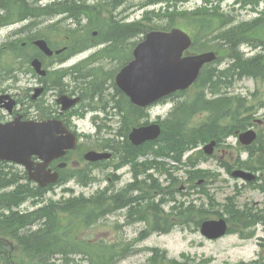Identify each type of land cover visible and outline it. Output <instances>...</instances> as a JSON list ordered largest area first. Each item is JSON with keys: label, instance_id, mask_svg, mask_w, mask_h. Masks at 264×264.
<instances>
[{"label": "trees", "instance_id": "1", "mask_svg": "<svg viewBox=\"0 0 264 264\" xmlns=\"http://www.w3.org/2000/svg\"><path fill=\"white\" fill-rule=\"evenodd\" d=\"M179 1L182 0H142L140 6L164 2L165 12L175 16L176 13L169 12L168 8L172 5L175 6ZM124 2L126 0H57L52 5L38 8L31 7V3L29 4L26 0H13L12 4L6 5L5 8L7 17L11 21L27 17L41 19L57 13L66 16L65 18L71 17L77 25L78 49L81 45L88 43V41L82 42V36L87 35L86 38L90 39L92 38L90 32L92 29H96L100 36L99 41L107 38V45L103 51L108 49L109 53H117L124 51V40L143 34L148 31V28L150 29L145 21L149 20L147 13H154L153 11L145 12L138 21L123 22L120 18V10ZM216 9L217 7H214V10ZM214 10H209L210 12L206 13L208 23L214 25L208 31L211 36L203 40V43L196 40L193 46L198 49H216L220 55L231 58V62L224 69H218L216 65L205 67L196 82L197 90L189 101H183L176 105L161 121L162 131L156 142L158 155H161L162 150H166L168 151V153L164 151L166 154L172 153L173 158L179 159L181 153L188 148L208 139L219 138L227 133L226 127L221 128L214 125L188 129L187 121L192 115L202 110L215 115L214 120L218 116L232 114L236 108L240 109L243 106L241 101L243 98L229 95L218 96L217 92L242 77L262 76V80H264V73L259 72L261 67H257L258 60L244 58L240 54L242 52L238 46L240 43L250 41L252 39L250 36L253 34L256 36L258 29L264 27V20L258 19L253 23L240 22L232 25L230 16L217 13ZM185 13L179 12L180 15H185ZM62 20L59 21L60 24ZM82 20H85L84 23ZM57 24L59 23L55 22L48 27H53L56 30ZM215 28L217 29L215 30ZM62 33L69 34L68 31H62ZM37 34V32H32L31 35L36 36ZM82 84H85L83 88L90 92H100L104 88L103 81L96 82L92 78L90 81H83ZM204 89L211 94L209 98H207ZM141 148L125 143L124 149L120 152V156L124 153L122 162H131L135 174L143 171L145 167V164L142 162L138 164L135 160L137 154L144 152L141 151ZM149 148L153 149V145ZM82 175L86 182V176ZM22 178L23 174L18 169H14L13 165L0 163V237L14 239L20 247V253L10 260L7 245L0 241V264H116L118 260L131 252L133 244L130 243L133 241L129 245L122 242L105 243L102 240L92 242L83 238L84 233L81 229L89 227L92 222L103 217L105 213L125 206H128L129 217L134 219L137 216L143 222L150 221L153 230L162 232H166L170 228L173 220L193 223L197 228L201 220L209 214L221 215L218 209H214L215 206H221L223 212L228 215V219L231 222H238L243 228H247L254 221L253 216L242 214L240 210L235 209L230 197H227L224 203H215L209 197V207L207 208L203 204L196 205L192 201H178L175 193L173 195L172 192H167L168 187H161L158 180L149 177V175L146 183L139 182L144 196L127 193L129 190L111 192L108 196L105 190H98L89 197L79 196L56 201L50 200L33 210L22 211L19 207L24 202L30 201L31 204H37L43 200L46 192L45 189L39 188L28 180L21 181ZM195 179L196 177L192 180ZM135 186L134 182L129 185L131 188ZM153 190L159 194V202L156 204L150 197ZM166 197L169 198L168 201L173 202L170 213H165L161 207V202L167 200ZM142 234L139 233L137 241L144 238ZM148 250L149 256L142 264L205 263L203 261L195 263L185 254H182L183 260L179 261L168 258L166 252L158 248H149Z\"/></svg>", "mask_w": 264, "mask_h": 264}, {"label": "rangeland", "instance_id": "2", "mask_svg": "<svg viewBox=\"0 0 264 264\" xmlns=\"http://www.w3.org/2000/svg\"><path fill=\"white\" fill-rule=\"evenodd\" d=\"M40 1L47 2L49 0ZM141 1L142 0H128V2L123 6L127 8V21H133L141 18L143 14V10L139 6V3ZM205 1L206 0H190L185 5L179 6L177 10H185L186 12H189L185 15H180L179 13H176L175 16L170 19L168 17L162 18L158 15L152 14L150 15L151 18L146 22L150 26L165 25V27L168 28L173 26L179 27L187 31V33L193 36V38L196 37V40H198L199 43H203V40L207 38L206 33L213 28L212 26H214L213 24L208 23V16L205 12L203 13L201 11H198V9L204 5ZM213 1V3H218L220 1V11H222L223 13H227V11H232L233 7H235L236 9H240L239 6L235 4L236 0ZM207 4L209 7V2ZM261 8H263V4H260L259 10H261ZM195 9L197 15H194ZM200 14H202L203 16H199ZM233 15L235 21L238 22L242 20H249L255 17L256 14L250 12L248 8L243 10H237L236 12H234ZM53 22L59 23L57 24L56 28L58 30V34L50 33L47 37L50 39L51 43L59 44L60 39L62 38V36L59 35V26H62V24L64 26H69L71 23L68 20L61 24L60 22H58V17L39 20L38 26L33 31L39 32L43 30L46 25ZM25 23L28 24L30 22ZM17 27L18 26H13L12 30ZM6 32L9 33L10 28H7V30L3 31L1 36L2 38H5ZM94 33L96 34L94 35ZM257 33L258 34L256 36L255 34H253V36L250 37L252 38V40L264 44V27L259 28ZM90 35L92 37L90 39L86 38L87 35H83L81 38V40H83L82 42L91 40L92 42L96 43L99 41L100 36L98 35V31L96 29H92ZM76 39L78 40V36L76 37ZM76 39L74 40L76 41ZM138 39H141V35H137L132 38H127L126 40H124V44L125 46H128L130 43L136 42ZM97 48L98 46L85 53H90L91 51ZM203 49L205 48L198 49L194 47L193 52H198ZM242 50H244L246 53L251 52L247 47H242ZM72 61L73 60H71L70 62ZM224 66L225 64L223 62L219 63L218 65V67ZM116 67L117 63H114L113 61L106 62L105 57H101L98 64H95V66L93 67L92 73H94V75L101 74L106 69L114 70ZM193 91L194 89L190 90L189 92L187 91L186 93L180 96H174L175 98L173 100L177 101L179 99L182 101L187 97L186 99L187 101H189ZM226 91H228V94H233L240 97L247 95L246 102H248V105L253 106L252 112H254L256 118H262V116L264 115V105H262L264 103V80L256 79L253 77H242L238 80H235L232 85L228 87H223L221 89V92ZM173 100L168 99L164 102H160L159 104L150 107L148 109V119L155 120L158 115L164 117L169 111L174 108L175 103L173 102ZM205 115L206 114L203 113L200 115V112H198V115H195V121H198L200 118L205 117ZM113 120L115 121V119ZM74 121L79 130H83L86 133H93L95 130L91 121V113H88L83 118H76V120ZM116 124L117 123L113 122L112 126L115 127ZM235 142L236 140L233 137H230L227 141V143L231 145H236ZM236 151H238V148H235L234 152H231L229 148H226V153L224 155L221 152H216V155L220 159L228 160L230 157L229 154L233 153V155H236ZM242 156L244 157V154ZM166 162L169 164H174L171 160H166ZM215 164L216 163L213 159H209L208 161L202 163L204 167L208 168L215 167ZM122 171L124 175L121 181V185L128 181V178L130 177V174H126L128 168L124 167ZM93 174H95L96 180H94L88 187H81L80 185L76 184V181L73 180L68 184L55 185L53 189L49 190L46 193V201H48L49 199L62 198L63 195L66 197L68 195H78L80 192H83L86 196H89L93 192H95L96 189L105 187L106 180L104 179L100 168L94 169ZM174 175L179 179L180 189H182L181 193H178L176 195L177 199L188 198L195 200L196 204L206 203V197L202 193H196L190 190V193L187 194L183 186L184 183L183 181H181L184 179V172L180 167L174 169ZM161 178L163 179L164 176H161ZM65 186L74 189V192L71 194H64L62 192V188ZM207 189L217 202H222L227 195H232L234 193V181L230 177H228V175L222 170L220 182H217V184L215 185L210 184L209 186H207ZM195 190H197V188H195ZM260 200L261 196L259 195V193L253 191V189H247V191L242 196L238 197L237 202L239 205H242L244 203L253 204L259 202ZM26 208H32L29 202H26L21 206V209ZM167 208L168 204L165 205L164 209L167 210ZM217 208L218 207H215V209ZM118 215H110L106 218L99 219L98 222L93 225L94 227L91 228L87 233V238L89 240L101 238L105 241V243H111L113 241L121 240L125 241L127 245H129L130 241L133 238L135 240V237L138 236L139 233H143L144 238L134 243L131 252L124 258L118 260L116 264H142L145 262L146 258L149 255V248H158L160 250H163L170 258L182 259V254H185L192 258V261L195 263H200L203 261L208 264H229L237 263L240 261L246 262L250 261L251 259H255L258 254H264V247L259 245L260 241L264 242L263 226H257L253 237L250 239H241L237 234L233 233L228 234L227 236H224L217 240H208L202 237L199 232L195 230L193 224H182L181 221H179L180 223L177 222V224H175L169 232L149 233L148 230L143 231V229L147 227L146 223L136 222L130 225L125 224V218L121 215L119 216V220L117 222ZM208 217L215 218L216 216L210 214L208 215ZM260 238H263V240H260Z\"/></svg>", "mask_w": 264, "mask_h": 264}, {"label": "flooded vegetation", "instance_id": "3", "mask_svg": "<svg viewBox=\"0 0 264 264\" xmlns=\"http://www.w3.org/2000/svg\"><path fill=\"white\" fill-rule=\"evenodd\" d=\"M0 33V121L5 122L11 120L15 115H20L23 120H44V119H57L61 120L65 125L76 133L77 138L82 141V138H86L85 141L89 149H95L98 151H108L110 157L107 160L99 161L96 163H86L85 165L91 168H98L97 165L103 164L104 177L111 182L112 179H116L123 175L121 169L124 166L117 165L120 162L118 154L124 149L125 143L130 144L127 140L128 134L132 128L131 125L124 123L125 108H121V123L117 127H111V115L106 114L103 119V124L107 128L103 135H98L96 132L90 137H86L81 133V130L77 129L73 123L75 119V112L77 107L74 105L70 108L63 109L58 100L67 95L68 97L79 96L78 86L76 84H69L66 80V84L62 82L61 75H56L57 70L65 68L69 58L73 53H37L36 55H31V53H11L7 48L12 45V39L8 36L5 38L1 37ZM22 46L25 45L23 41ZM38 58L40 61L41 69H46V74H39L37 70L33 67L34 58ZM36 88H41V91L36 94ZM10 107V108H9ZM98 107L105 110L100 103ZM245 119L248 120L242 124V128H235L234 134L236 135L239 131H244L252 128L256 131L258 139L256 142H252L246 147L241 148L238 146V151L236 155L229 154L228 160L218 159V163L223 167L224 171H229L234 169L247 170L254 175L250 181H243L240 179H234V194L235 197L242 196L247 189H253L261 196L259 202L253 204H244L242 209H246L247 214H253L258 217H262L263 220L256 222L257 226L264 227V119H255L253 121V115H243ZM140 118V108H134V119ZM79 130V131H78ZM261 131V132H260ZM262 133V134H261ZM101 140H99V138ZM261 139V144L260 143ZM238 145L240 144L237 140ZM217 152H221L223 155L226 153L225 147L216 146ZM235 148V147H234ZM234 152V151H233ZM242 153H245V157H242ZM124 153H122L123 159ZM215 155L213 152L212 157ZM62 161L71 162L76 167L81 166V162L77 161L74 153H67ZM217 161V160H216ZM60 160L51 162L50 167L52 170L57 169ZM83 164V165H84ZM207 167H204L206 169ZM220 171V170H219ZM130 174L132 172L130 170ZM207 172L204 171V175L201 178L202 182L207 180ZM220 175V172L215 174L216 177ZM133 176V175H132ZM116 182H112V186L116 188ZM251 211V212H250ZM253 226V225H252Z\"/></svg>", "mask_w": 264, "mask_h": 264}, {"label": "water", "instance_id": "4", "mask_svg": "<svg viewBox=\"0 0 264 264\" xmlns=\"http://www.w3.org/2000/svg\"><path fill=\"white\" fill-rule=\"evenodd\" d=\"M36 44L47 51L45 42ZM190 38L181 30L173 28L169 32L151 31L137 44L133 53L134 60L117 75L120 88L129 95L132 102L147 105L154 100L177 89L187 88L197 77L200 68L215 58L213 52L182 57L183 51L190 46ZM65 134H61V133ZM160 128L157 124L142 126L133 130L130 139L134 144L157 137ZM245 142L253 135L243 134ZM75 138L67 133L60 122H14L0 126V160L12 161L23 165L30 179L44 186L55 181L57 174L45 170L47 163L74 148ZM36 155L43 162L31 159ZM107 155L89 151L86 159L94 161ZM34 169V172L31 170ZM226 231L223 219L207 220L201 223L200 232L208 238H217Z\"/></svg>", "mask_w": 264, "mask_h": 264}, {"label": "bare ground", "instance_id": "5", "mask_svg": "<svg viewBox=\"0 0 264 264\" xmlns=\"http://www.w3.org/2000/svg\"><path fill=\"white\" fill-rule=\"evenodd\" d=\"M119 158H121L120 154H118ZM149 170V168L147 167H144L143 168V171L140 172V175L142 176L144 173H146L147 171ZM73 181H76V180H73ZM67 186V185H66Z\"/></svg>", "mask_w": 264, "mask_h": 264}]
</instances>
